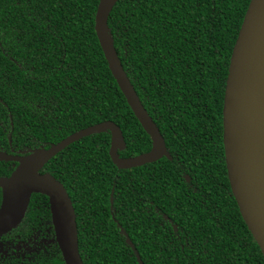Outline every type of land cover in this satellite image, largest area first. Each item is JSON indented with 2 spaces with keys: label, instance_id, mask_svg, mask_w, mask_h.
Instances as JSON below:
<instances>
[{
  "label": "trees",
  "instance_id": "trees-1",
  "mask_svg": "<svg viewBox=\"0 0 264 264\" xmlns=\"http://www.w3.org/2000/svg\"><path fill=\"white\" fill-rule=\"evenodd\" d=\"M248 2L117 0L112 7L107 25L127 77L151 112L177 113L180 125L186 122L177 128L168 117L164 124L169 149L186 154L181 163L163 158L118 169L105 131L70 143L47 162L72 201L83 264H139L120 229L142 264H264L231 194L222 146L227 68ZM97 3L0 0V98L14 120L29 122L30 111L37 112L38 142L111 120L126 142L118 152L127 157L134 147L129 128L141 129L95 35ZM193 118L198 126L208 119L219 127V145L208 157L175 147L172 130L187 129ZM140 144L137 138L135 152ZM146 195L163 208H140ZM35 212L49 219L42 194L30 201L27 214ZM39 264L63 262L55 250Z\"/></svg>",
  "mask_w": 264,
  "mask_h": 264
},
{
  "label": "water",
  "instance_id": "water-1",
  "mask_svg": "<svg viewBox=\"0 0 264 264\" xmlns=\"http://www.w3.org/2000/svg\"><path fill=\"white\" fill-rule=\"evenodd\" d=\"M116 2L98 0L94 31L111 75L151 137V149L134 157L119 156L118 151L125 148L122 132L116 123L104 120L78 129L48 147L33 149L19 159V165L9 177L0 178L3 189L0 234L20 222L31 193H42L48 197L51 221L64 264H83L75 212L61 182L50 173H39L41 167L70 143L105 131L110 135L108 155L118 169L140 166L167 154L162 137L143 108L114 48L107 19ZM222 144L231 194L264 256V0H249L232 46L223 93ZM173 228L176 229L174 225ZM120 231L138 263L142 264L133 243L122 229Z\"/></svg>",
  "mask_w": 264,
  "mask_h": 264
},
{
  "label": "flooded vegetation",
  "instance_id": "flooded-vegetation-1",
  "mask_svg": "<svg viewBox=\"0 0 264 264\" xmlns=\"http://www.w3.org/2000/svg\"><path fill=\"white\" fill-rule=\"evenodd\" d=\"M0 51L2 52V49H0ZM133 89L136 92L143 108L150 116L159 134L161 135L167 153L166 155H161L160 157L150 162H146L142 165H146V167L152 166L155 162L160 161L163 158L177 163L183 162L184 154L186 153L183 154L180 151L169 149L168 145L172 144L173 140L166 135V128L164 127V124L166 122V118L168 117H170L168 119L172 122V125L177 128L184 127L186 122L183 125H180L181 119L177 113L163 111L161 114L156 115V111L151 112L147 107H145V105L141 101L134 86ZM4 106L5 104L0 98V178L9 177L19 165V159L30 154L33 149L39 147H48L51 143L57 142H52L50 139H40L39 142L37 141L35 130V117L37 112L35 110L30 111L29 122H26L25 119L21 117H19L17 121L13 119L11 113L7 108L4 109ZM130 110L133 116L135 117L131 108ZM25 114H27V111L23 110L18 116H23ZM137 122L139 123L138 120ZM14 124L17 126L15 133L13 134ZM139 125L141 132L138 134H136L135 127L131 126L129 128L130 130L127 134V139L130 144L134 145V147L129 148V155L127 157H134L142 153H147L152 147V140L149 133L141 126L140 123ZM187 125V129L181 132L177 133L176 131L172 130V134L175 137V147L179 148L183 152L189 150L191 153H196L200 156H210L213 147H218L219 145V141L217 139L219 127L217 125L211 124L210 120L208 119L203 120V122L199 123L198 126V123L195 118H193ZM137 138L141 140V144L138 147V151L135 152V141ZM51 159H49L48 161H50ZM47 162L41 167L39 173H50L55 179L60 181L63 187L65 188L63 181L56 177L54 174H52L50 170H47V168L45 167ZM182 176L185 182L189 183V185L192 186L191 177L187 173H184ZM193 189L196 191L195 187ZM36 194L42 193L33 192L30 194L27 207L20 222L15 227L0 234V264H39L43 261L46 262V260L50 256H53L55 250L58 251L63 262L61 251L56 241L54 227L51 221L48 197L42 194L46 197L47 207L49 210V219H47L45 212L41 214L39 212H35L32 216H29L27 214L30 201L32 197ZM2 196L3 189L0 186V205L2 201ZM146 198L147 195L145 197L146 203L141 205L140 208H163L161 206L152 204V201L149 200V197L148 199ZM109 208H112V206L110 205ZM163 218L167 219L168 217L163 214Z\"/></svg>",
  "mask_w": 264,
  "mask_h": 264
}]
</instances>
